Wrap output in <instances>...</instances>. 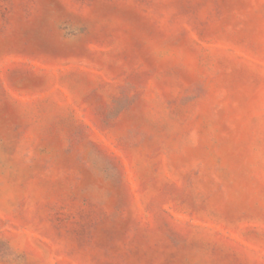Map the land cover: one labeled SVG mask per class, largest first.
<instances>
[{
  "label": "rangeland",
  "instance_id": "obj_1",
  "mask_svg": "<svg viewBox=\"0 0 264 264\" xmlns=\"http://www.w3.org/2000/svg\"><path fill=\"white\" fill-rule=\"evenodd\" d=\"M0 264H264V0H0Z\"/></svg>",
  "mask_w": 264,
  "mask_h": 264
}]
</instances>
